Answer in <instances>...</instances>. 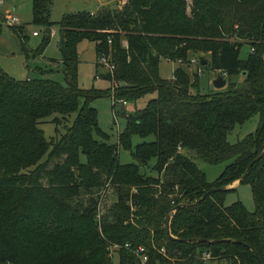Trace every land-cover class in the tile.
<instances>
[{"label": "trees", "instance_id": "1", "mask_svg": "<svg viewBox=\"0 0 264 264\" xmlns=\"http://www.w3.org/2000/svg\"><path fill=\"white\" fill-rule=\"evenodd\" d=\"M51 4L32 0L33 22L48 34ZM59 24L65 84L0 66V264H111L114 254L118 264H203V249L240 264H258L255 251L264 264V0H125L64 13ZM83 39L95 42L97 58L110 55L114 70L103 76L116 81V96L156 93L133 111L113 109L126 119L117 144L91 104L111 96L110 86L77 82ZM244 43L252 49L243 58ZM190 53H209L205 66L225 72L223 90H197L199 73L182 66ZM162 58L178 62L170 78L159 73ZM254 114L255 130L229 142L228 131ZM44 120L56 126L49 138ZM134 133L153 138L132 146ZM118 145L133 161H119ZM185 149L229 161L209 181ZM235 179L249 183L253 210L225 204L230 188L214 189Z\"/></svg>", "mask_w": 264, "mask_h": 264}, {"label": "rangeland", "instance_id": "2", "mask_svg": "<svg viewBox=\"0 0 264 264\" xmlns=\"http://www.w3.org/2000/svg\"><path fill=\"white\" fill-rule=\"evenodd\" d=\"M88 6H93L89 3ZM93 8V7H91ZM12 15L16 18L14 24L8 23L6 17ZM62 13L59 8H53L50 14V19L53 22L50 25V30L54 29L55 34H48V30L41 24L33 22L32 17V0H1L0 3V66L15 78H23L26 74L31 77H44L56 80L65 84L63 72L62 54L58 47V37L60 31L59 20ZM37 30L38 35H33L32 32ZM45 35H49V41L44 46L43 50L38 52L37 49ZM123 44V38L121 40ZM79 52V62L77 65V82L83 88L94 87L97 89H107L110 86V81L103 76H95L96 73H104L106 70L98 63L95 48L92 41L83 39L77 45ZM249 44L244 43L240 48V57H246L250 52ZM194 56L199 57L200 54L194 53ZM176 62L174 60L162 58L158 64L159 73L161 76L169 78L172 76L173 68ZM205 66V65H204ZM202 67L198 74L197 90L201 93H211L217 88L211 83L213 70L207 66ZM198 64L191 62L190 72L197 71ZM240 74H237L233 79H238ZM25 78V77H24ZM155 91L146 93L136 99L128 100L125 105L127 112L133 111L135 108L142 107L147 100L155 96ZM82 102V99H80ZM91 104L97 110L98 125L101 130L108 134V142L117 144L118 133L126 123L125 116L113 112L112 98L108 94H103L95 97ZM258 114L252 115L244 122L236 123L233 128L227 133L229 142H236L238 139L247 133L254 131L258 124ZM43 130L44 136L49 138L56 134L55 123L51 120H44L39 123ZM63 131V128H60ZM97 138L98 135H96ZM153 135L142 137L137 133L131 136L132 146L143 139L150 140ZM191 154L197 166L205 173L207 180H214L223 170L225 164L229 161L220 163H210L195 155L193 150L185 149ZM118 158L122 163L131 162L133 158L130 149L123 145H118ZM81 159L85 160L82 154ZM154 162V158L150 163ZM230 184V183H228ZM227 184V185H228ZM110 192V191H109ZM112 195H109L107 201H111ZM235 200H241L244 205L253 210L255 207L251 187L247 182L237 183L232 185L229 190L224 193V203L229 204ZM111 264H118V256H112Z\"/></svg>", "mask_w": 264, "mask_h": 264}, {"label": "built area", "instance_id": "3", "mask_svg": "<svg viewBox=\"0 0 264 264\" xmlns=\"http://www.w3.org/2000/svg\"><path fill=\"white\" fill-rule=\"evenodd\" d=\"M1 3V0H0ZM6 20L8 21V23L10 24H14L16 22V18L12 15H8L6 17ZM33 34H37L38 31L34 30L32 32ZM53 34V30H50V35ZM252 49V48H251ZM194 62L197 63L198 62V58L197 57H191L190 58V63ZM98 63L103 66L105 68L106 71H109L111 74L113 73L114 70V62L112 61L111 57L109 54H105L102 53L99 55L98 57ZM200 67H197V72H200ZM222 75H225V72L222 73ZM110 92H111V98H112V103H113V109L115 111V109L117 110L118 108L124 107L128 100L124 97H119L115 95V86H116V81L112 78V80L110 81ZM125 245H128V243H126ZM146 248L142 245L138 246L135 249V252L138 254V256L140 257L141 261L143 263H146V261L148 260V254L146 252ZM161 252H164V248L161 247L160 248ZM197 256L199 258V260L203 263V264H240L239 260H237L236 263H233L231 261L230 258L227 257H220L219 255H215L212 253L211 250L209 249H203L201 251H199L197 253Z\"/></svg>", "mask_w": 264, "mask_h": 264}, {"label": "crops", "instance_id": "4", "mask_svg": "<svg viewBox=\"0 0 264 264\" xmlns=\"http://www.w3.org/2000/svg\"><path fill=\"white\" fill-rule=\"evenodd\" d=\"M125 0H52V4H51V11L53 8H59V10L61 11L62 15L64 13H69V12H76V11H81V10H86V11H89L90 13H96L102 6H115V5H121ZM89 3H93V6H88ZM93 7V8H91ZM51 14V12H50ZM53 30V34H55V30ZM61 31H59L60 33ZM39 33V32H38ZM37 34H33V35H38ZM51 34V35H53ZM83 41V40H81ZM81 41H79L78 43H80ZM92 44L95 48V42L92 41ZM127 44V41L125 38H123V45L125 46ZM78 45V44H77ZM59 47V46H58ZM60 48V47H59ZM78 51V49H77ZM96 51V50H95ZM79 54V52H78ZM97 56V54H96ZM190 58L191 57H196L194 56V53H190ZM204 57H206L208 59V62H209V53H205V55H203ZM198 58V57H197ZM167 59V58H166ZM171 60V59H170ZM160 62V61H159ZM176 64L174 66V68L176 67V65L178 64L177 61H175ZM98 64V63H97ZM198 66H202L200 63H199V58H198V62H197ZM183 67L186 68V70L189 72V74H192L190 72V69H189V66L190 64H182ZM173 68V70H174ZM201 69V68H200ZM213 76L211 77V83H212V80L213 78L217 75V73H221L219 72L218 70H213ZM199 73V72H198ZM222 74V73H221ZM103 76V73H96L95 76ZM172 75H173V72H172ZM224 76V75H223ZM235 75H232L231 78L233 79ZM24 77L26 78H30L31 75L29 74H26ZM23 77V78H24ZM104 77V76H103ZM172 77V76H171ZM225 77V76H224ZM105 78V77H104ZM170 78V77H169ZM226 78V77H225ZM240 78V77H239ZM238 78V79H239ZM107 79V78H106ZM226 82H227V79H226ZM213 84V83H212ZM214 86V85H213ZM226 86V83L224 86L222 87H215L217 88L216 91H220V90H223ZM192 91H194V89H192ZM125 107V106H124ZM184 152L188 153L186 150H184ZM189 155H191L190 153H188ZM237 183H240L239 182V179H235L234 181H232L230 184L227 185L228 188H230L232 185H236Z\"/></svg>", "mask_w": 264, "mask_h": 264}, {"label": "water", "instance_id": "5", "mask_svg": "<svg viewBox=\"0 0 264 264\" xmlns=\"http://www.w3.org/2000/svg\"><path fill=\"white\" fill-rule=\"evenodd\" d=\"M64 43H65L64 33L60 32L59 37H58V46L61 47L62 45H64ZM198 58H199V63L201 65H206L208 63V59L206 57L200 55ZM212 83L217 88L222 87L226 83V78L221 73H217V75L213 78ZM224 188H228L227 185L218 186V187H215L214 189L218 190V189H224ZM179 206H180V204H177L174 207V209L178 208ZM167 230L169 231V225H167ZM201 240H204V239H201ZM254 255L256 256L258 264H261L260 259H259L258 255L255 251H254Z\"/></svg>", "mask_w": 264, "mask_h": 264}]
</instances>
